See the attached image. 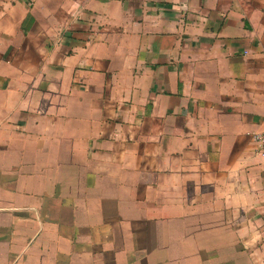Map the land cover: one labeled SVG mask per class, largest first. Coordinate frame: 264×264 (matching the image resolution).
Here are the masks:
<instances>
[{
    "label": "crops",
    "instance_id": "1",
    "mask_svg": "<svg viewBox=\"0 0 264 264\" xmlns=\"http://www.w3.org/2000/svg\"><path fill=\"white\" fill-rule=\"evenodd\" d=\"M264 0H0V264H264Z\"/></svg>",
    "mask_w": 264,
    "mask_h": 264
},
{
    "label": "built area",
    "instance_id": "2",
    "mask_svg": "<svg viewBox=\"0 0 264 264\" xmlns=\"http://www.w3.org/2000/svg\"><path fill=\"white\" fill-rule=\"evenodd\" d=\"M254 137L258 143L259 149L263 150V148H264V135L263 134H255Z\"/></svg>",
    "mask_w": 264,
    "mask_h": 264
}]
</instances>
